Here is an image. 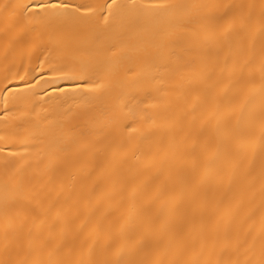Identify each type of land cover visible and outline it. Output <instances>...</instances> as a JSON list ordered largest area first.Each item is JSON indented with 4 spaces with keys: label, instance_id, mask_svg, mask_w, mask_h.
<instances>
[{
    "label": "bare ground",
    "instance_id": "obj_1",
    "mask_svg": "<svg viewBox=\"0 0 264 264\" xmlns=\"http://www.w3.org/2000/svg\"><path fill=\"white\" fill-rule=\"evenodd\" d=\"M0 264H264V0H0Z\"/></svg>",
    "mask_w": 264,
    "mask_h": 264
}]
</instances>
